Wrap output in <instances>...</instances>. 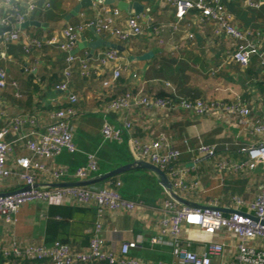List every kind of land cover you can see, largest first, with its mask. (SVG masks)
Returning <instances> with one entry per match:
<instances>
[{
  "label": "crops",
  "instance_id": "obj_1",
  "mask_svg": "<svg viewBox=\"0 0 264 264\" xmlns=\"http://www.w3.org/2000/svg\"><path fill=\"white\" fill-rule=\"evenodd\" d=\"M80 1L36 0V9L22 24L19 39L6 40L5 33L13 30L12 27L0 34V68L5 69L10 82L18 83L17 88L9 84L1 90V102L6 114L0 116V129L8 126L12 117L27 116L36 120L38 131H43L54 110L73 105L77 113L71 119V124L78 150L75 153L64 151L55 159L57 164L70 168L69 175L62 179V182H69L76 181L74 171L87 164V153L97 154L100 173L135 160L128 139L104 142L102 134V110L110 99L127 90L137 92L143 88L147 95L157 97L175 88L179 95L188 98L224 100L227 105L247 104L251 114L244 121H241L239 114L226 113L224 110L218 115H199L192 110L167 111L143 106L113 113L109 119L114 125L132 120L133 134L142 139H153L161 134L166 136L170 144L181 152L180 165L189 170L187 188L177 190L186 200L231 209L234 207V198L238 197L244 201L243 209L248 210L249 204L262 192L264 170L261 167L244 170L227 167L248 160L249 154L243 148L264 140V135L252 128L257 119L264 121V68L260 58L253 57L248 67L241 66L232 57V39L216 35L212 23L204 20L198 10H192L186 18L178 20L175 7L168 0H112L107 4L94 2L78 13L71 14ZM120 2H125L127 9L119 8ZM221 2L238 28L264 35V2L258 9L248 6L245 0ZM136 3L142 6L141 12L136 11ZM95 4L101 5L99 7H118L122 12L121 19L141 15L143 31L126 42L109 34L105 36V40L123 46L121 76L114 80L111 71L106 74V78L111 80V87L103 85L104 74L83 77L78 73V64L74 65L70 87L77 94V100L72 103L66 92L55 88L64 80L68 53L54 46H31L30 51L26 52L25 43L29 42L26 38L61 35L67 25L82 23L94 17L98 9ZM3 5L8 7L10 4ZM82 11L86 13L85 16L81 15ZM190 33L194 34L193 38L189 37ZM97 34L90 28L81 38L94 42ZM106 48L110 47L101 46L91 52L90 47H85L73 54L82 55L87 51L91 59ZM251 66L257 69L253 74L249 72ZM32 128V124L27 123L20 131L29 133ZM17 137L15 132L7 136L8 140L15 142L12 160L21 155H31L30 150L15 141ZM203 147L213 148L214 155L202 153ZM128 171L119 174L123 182L121 193L141 202V205L134 211L106 213L103 230L106 246L119 253L124 242L143 236L144 243L132 249L131 256L150 262H172L175 260L173 237L162 231L160 225L162 219L169 215L165 208L169 195L152 172L137 169ZM133 176H136L134 180ZM146 177L151 178L147 185L142 182V178ZM38 181L49 183L53 180L41 176ZM97 184L101 185V182ZM22 185L18 174L0 177V193L18 189ZM50 204L45 201L24 204L12 224L1 219L0 247L14 243L23 247L45 243ZM95 215L94 207H85L73 219L75 225L72 231H62L61 237L73 248H85L95 225ZM154 236L161 237L164 243L151 244L150 238ZM179 240L196 254L204 253L212 242H225L229 247L222 255L214 256L212 264H238L234 247L236 238L227 232L210 234L197 226L184 224ZM259 246L264 249V242ZM2 261L7 263L13 260L2 257L0 264ZM44 263L32 261V264Z\"/></svg>",
  "mask_w": 264,
  "mask_h": 264
},
{
  "label": "built area",
  "instance_id": "obj_2",
  "mask_svg": "<svg viewBox=\"0 0 264 264\" xmlns=\"http://www.w3.org/2000/svg\"><path fill=\"white\" fill-rule=\"evenodd\" d=\"M174 5L176 18L183 20L192 10H198L204 20L211 22L216 35H225L232 39L234 50L232 57L243 67H248L253 57H259L264 68V35L261 32L253 33L251 30L238 28L232 20L231 14L226 10L221 0H168ZM14 2H18L15 3ZM264 0H245V3L255 9L262 6ZM10 4L5 7L3 4ZM98 7L94 17L78 24H69L61 32V35L54 34L46 38L27 37L25 51L29 52L31 46L42 48L43 46H54L59 50L68 53L66 57L67 66L64 69V80L58 83L55 88L66 92L68 98L74 103L77 94L70 87V80L74 73V65L78 64V73L83 77H91L93 74L105 77L103 85L111 87V80L106 74L111 71L113 79L121 76V50L106 48L100 50L95 56L88 57L87 51L82 55L73 54L77 48L81 35L90 28L106 36L117 38L126 42L134 36H139L142 31L141 15H130L121 19L122 12L118 7H107L95 4ZM36 9V0H0V26H11L13 30L5 33L6 40H17L20 38L21 26ZM82 16L86 13L82 11ZM193 38L194 34L190 33ZM30 38V39H29ZM33 71V70H32ZM9 84L17 88L16 81L10 82L5 69L0 68V116L6 114L1 102V90ZM170 86V84H169ZM171 95L167 97H153L147 95L143 88L137 92H126L116 96L106 104L102 113L104 123L102 134L104 142L128 139L131 152L135 158L149 161L164 170L172 183L175 192L178 189L187 188L186 176L189 170L180 165L181 152L166 139L164 134L153 139H142L133 134L134 123L132 120L121 121L114 125L109 117L113 113L123 110H130L134 107L143 106L146 108H161L167 111L178 109L192 110L199 115L215 114L224 110L226 113L239 114L241 121L251 114L247 104L227 105L224 100H207L204 98H188L179 95L175 88H172ZM264 106V103H263ZM77 113L73 105L59 108L52 112L51 120L45 125L43 131L36 129V120L27 116H15L9 120L8 126L0 129V177H9L18 174L22 186L18 189L0 193V220L6 223L15 222L16 215L21 206L35 201H45L55 204H81L94 207L97 213L95 231L90 243L86 248L73 250L69 245L55 242L47 244L44 242L28 246H21L17 243L11 247L2 248V256L5 259L15 258L17 260H50L54 264H77L102 262L105 264H212L216 255H222L229 244L225 242H212L202 254H196L180 243V234L183 225L197 226L210 234L227 232L236 238L235 258L238 264H264V249L259 244L264 242V179L262 192L258 198L249 204L248 210L243 209L244 201L241 198H234L235 210L231 213H224L216 208H197L181 204L167 191L169 198L165 201V208L169 212L160 222L161 229L173 237L174 256L172 262H150L141 258L133 257L130 251L144 243V237L139 236L132 241L124 242L119 253L111 251L106 246L103 236L104 216L108 211H134L141 205L122 195L120 187L121 180L115 184L112 180H103L101 185L94 183L85 186H63L52 187L51 183L62 182V179L69 175L70 168L67 165L56 163V157L64 151L75 153L77 145L74 141V129L71 119ZM27 123L33 128L29 133H22L20 129ZM254 131L264 135V121L258 120L252 124ZM18 134L17 143L30 150L31 155H21L12 160L15 142L8 140L9 133ZM248 152L249 159L232 164L227 168L244 170L246 168L261 167L264 170V140L251 146L243 148ZM201 152L209 156L214 155V149L203 147ZM88 162L79 166L74 171L76 180H88L98 174L99 162L97 154L87 153ZM12 161V162H11ZM224 166V165H223ZM17 168V169H16ZM41 176L49 177L53 181L40 183ZM179 194V193H178ZM212 206H215L212 204ZM250 216H255L254 221ZM151 244L164 243L159 236L150 238Z\"/></svg>",
  "mask_w": 264,
  "mask_h": 264
},
{
  "label": "water",
  "instance_id": "obj_3",
  "mask_svg": "<svg viewBox=\"0 0 264 264\" xmlns=\"http://www.w3.org/2000/svg\"><path fill=\"white\" fill-rule=\"evenodd\" d=\"M112 0H81L77 6L74 8V10L72 11L71 14H76L78 13L81 9L86 8L88 6H91L94 4V2H100V3H110ZM127 4H125V2H120L119 4V8L123 9H127ZM134 7L136 9L137 12H141L142 10V6L139 5L138 3L134 4ZM11 26H6V27H0V34H3L9 30H11ZM92 31L94 32L95 29L91 28ZM96 32V31H95ZM105 36L104 35H99L97 34V40H95L94 42H88L85 37H82L81 40L78 42V46L77 48L72 52V53H76L79 49L85 48V47H90L91 48V52H94L95 49H97L98 47L101 46H108L110 48H115V49H119V50H123V46L120 44H117L115 42L109 41V40H105L104 39ZM133 169H143V170H147L149 172H152L153 174H155L158 178L159 183L162 185V187L168 191V193L175 198L177 201H179L181 204L187 205V206H191V207H197V208H216L221 210L224 213H231L234 212L235 210L233 209H229V208H224V207H219V206H212V205H204V204H197V203H193L190 202L188 200H186L185 198H183L180 194H178L177 192L174 191L173 187H172V183L166 173V171L149 162L146 160H142V159H137L134 160L132 162H129L127 164H124L122 166H119L113 170H110L108 172L105 173H101L98 174L88 180H76V181H69V182H58V183H51L50 185L52 187H61V186H85V185H90V184H94V183H98V182H102L103 180H106L112 176H116L119 174H122L128 170H133ZM1 195V194H0ZM254 221H258V219L255 216H250ZM264 225V221L261 222Z\"/></svg>",
  "mask_w": 264,
  "mask_h": 264
},
{
  "label": "trees",
  "instance_id": "obj_4",
  "mask_svg": "<svg viewBox=\"0 0 264 264\" xmlns=\"http://www.w3.org/2000/svg\"><path fill=\"white\" fill-rule=\"evenodd\" d=\"M261 69H262V67H261ZM256 70L257 69H253L251 66V68L249 69V72L253 74L256 72ZM129 91L135 92V91H131V90H129ZM129 91L127 90L126 92H129ZM171 93L172 92H167V93L163 92L162 95H159L157 97H167V96H170ZM68 106H71V105H68ZM137 170L138 171L140 170L142 172H149V171L143 170V169H137ZM165 171H166V169H165ZM129 172H131V171H128L127 173H129ZM119 177H120V175H116V176H112L108 179L112 180L113 183L115 184L117 181L120 180ZM135 178H136V176H133V180ZM122 186H123V182H122V185L120 187H118L120 189V191H121ZM85 207H90V206H84L81 204H74V203H70V204H55V203H53V204H50L49 209H48V213H47L48 221H47L45 243L50 245V244H54L55 242H60V243H64V244L69 245L70 248L73 250L83 249L84 247L80 248V249L73 248L72 244H70L67 240L63 239L60 234L62 231L63 232H70V230L72 231V228L75 225V222H73V219L77 216L78 213L82 212L85 209ZM97 220H98V218H97V213H96L95 219H94L95 225H94V228L91 232L90 238L88 236V239H89L88 244L90 243V240L92 239V237L94 235ZM11 246L12 245H10L8 247H11ZM2 248H6V247H0V250ZM2 257H3L2 252L0 251V258H2ZM6 260H8V261L13 260V261L7 262V263H4V261H2L1 264H32V261H34V260H28V259L17 260L15 258L6 259ZM44 261H45L44 264H54L50 260H44ZM77 264H103V263L102 262H92V263H77Z\"/></svg>",
  "mask_w": 264,
  "mask_h": 264
},
{
  "label": "rangeland",
  "instance_id": "obj_5",
  "mask_svg": "<svg viewBox=\"0 0 264 264\" xmlns=\"http://www.w3.org/2000/svg\"><path fill=\"white\" fill-rule=\"evenodd\" d=\"M151 179V178H150ZM150 179L149 178H142V182H143V184H145V185H147V184H149V181H150ZM102 183V182H101ZM123 196H124V194H122Z\"/></svg>",
  "mask_w": 264,
  "mask_h": 264
}]
</instances>
